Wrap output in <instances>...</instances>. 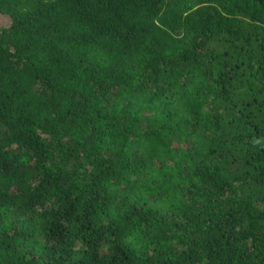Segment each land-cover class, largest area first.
Returning a JSON list of instances; mask_svg holds the SVG:
<instances>
[{"label": "trees", "instance_id": "obj_1", "mask_svg": "<svg viewBox=\"0 0 264 264\" xmlns=\"http://www.w3.org/2000/svg\"><path fill=\"white\" fill-rule=\"evenodd\" d=\"M0 264H264V0H0Z\"/></svg>", "mask_w": 264, "mask_h": 264}]
</instances>
